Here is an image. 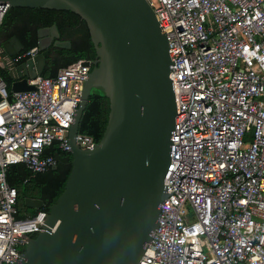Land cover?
<instances>
[{
  "label": "built area",
  "instance_id": "obj_1",
  "mask_svg": "<svg viewBox=\"0 0 264 264\" xmlns=\"http://www.w3.org/2000/svg\"><path fill=\"white\" fill-rule=\"evenodd\" d=\"M166 38L174 118L166 197L137 264H264V0H144ZM0 2V23L8 10ZM36 47L0 48V264H17L47 213L18 217L6 171L31 176L69 153L68 131L91 63L28 77ZM13 72L32 90L12 93ZM74 145L92 149L89 136Z\"/></svg>",
  "mask_w": 264,
  "mask_h": 264
},
{
  "label": "water",
  "instance_id": "obj_2",
  "mask_svg": "<svg viewBox=\"0 0 264 264\" xmlns=\"http://www.w3.org/2000/svg\"><path fill=\"white\" fill-rule=\"evenodd\" d=\"M8 8L64 10L84 21L96 61L83 85L68 131L71 170L50 207L45 231L25 246L17 264H137L156 227L166 197L174 103L166 38L144 0H0ZM38 55L28 77L40 76L54 26L36 33ZM8 57L20 51L12 37L0 45ZM10 92L32 90L24 80ZM101 89L108 115L101 139L89 150L74 145L89 91ZM39 210L42 202L25 198Z\"/></svg>",
  "mask_w": 264,
  "mask_h": 264
},
{
  "label": "trees",
  "instance_id": "obj_3",
  "mask_svg": "<svg viewBox=\"0 0 264 264\" xmlns=\"http://www.w3.org/2000/svg\"><path fill=\"white\" fill-rule=\"evenodd\" d=\"M51 26L55 27L58 37L53 39L47 49L40 76L53 77L59 68L77 60L90 62L91 71L97 59L94 46L84 21L69 11L9 8L0 23V44L14 37L21 47L19 52L27 51L36 47L37 30ZM4 80L9 86L10 78L5 77ZM108 111V100L101 89H91L79 119L77 134L89 136L97 144L104 132ZM44 154L55 159V172L49 169L31 176L21 165L11 166L6 171V181L15 189V208L18 217L33 216L38 211L25 207L23 205L25 198L40 200L42 206L39 210L48 214L50 207L63 192L71 170L72 156L56 151L53 145ZM35 238L36 235L30 237L31 240Z\"/></svg>",
  "mask_w": 264,
  "mask_h": 264
},
{
  "label": "flooded vegetation",
  "instance_id": "obj_4",
  "mask_svg": "<svg viewBox=\"0 0 264 264\" xmlns=\"http://www.w3.org/2000/svg\"><path fill=\"white\" fill-rule=\"evenodd\" d=\"M53 41V40H52ZM52 41L50 42V44L47 46V48H46V50L48 49V47L51 45V43H52ZM2 44V43H1ZM0 44V45H1ZM52 172H55L56 171V168L54 167V168H52V169H50Z\"/></svg>",
  "mask_w": 264,
  "mask_h": 264
}]
</instances>
